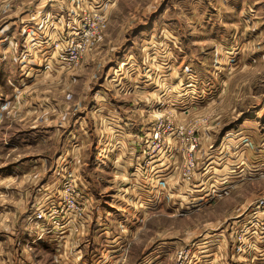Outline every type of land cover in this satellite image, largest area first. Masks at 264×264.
Returning <instances> with one entry per match:
<instances>
[{"label": "rangeland", "instance_id": "obj_1", "mask_svg": "<svg viewBox=\"0 0 264 264\" xmlns=\"http://www.w3.org/2000/svg\"><path fill=\"white\" fill-rule=\"evenodd\" d=\"M231 4L250 6L242 12L243 8L231 10ZM36 5L52 9L50 14L39 12L36 27L43 31L37 38L21 29L24 20L20 22L23 11ZM255 5L258 13L249 10ZM227 8L229 12L223 13ZM13 19L15 25L0 33V38H11L7 52L15 51L6 67L20 70L17 83L31 86L19 94L21 113L8 108L16 98L7 92L1 136L52 125L48 124L47 139H38L37 144L0 146V164L44 153L56 160L62 148L83 143L78 144L75 134L84 118L88 141L80 150L87 155L80 171L76 167L72 172L87 183L77 200L89 202L92 222L97 202L102 209L114 203L107 234L98 239L90 231L84 236L85 244L99 243L104 252L85 256L87 264H111L116 255L115 264H144L152 249L165 250L154 259L170 264L179 248L196 243L206 232L226 235L234 220L264 195V0H231L229 5L223 0H0V29ZM216 20L227 23L222 27ZM221 30L233 34V44L220 39ZM76 40L82 47L72 63L63 53L74 54L71 41ZM34 52L44 55L41 63L27 60ZM220 63L226 64L227 76L211 77ZM31 65L29 78L25 73ZM212 85L225 86L217 93ZM100 100L129 104V109L114 112L129 113V143L118 133L112 142L96 139L92 122L100 112L93 104ZM46 102L50 106L45 110ZM70 130L74 136L69 142L63 136ZM128 145L129 197L133 182L136 192L143 188L138 196L144 202L129 203V220L116 204L115 196L122 194H113L116 190H109L107 183L114 176L112 160L121 164L119 150ZM112 148L119 151L116 156L102 157ZM73 156L67 154L64 169L76 166ZM95 165L104 168L102 173L94 171ZM68 170L51 175L58 196ZM21 175L9 184L22 190L32 180L40 184L44 170ZM101 175L105 180L99 184L96 176ZM5 192L0 188V200L9 205L15 195ZM195 194L202 202H193ZM69 211L72 216L75 210ZM10 222L8 211L0 216V229ZM39 256L48 262L46 252Z\"/></svg>", "mask_w": 264, "mask_h": 264}, {"label": "crops", "instance_id": "obj_2", "mask_svg": "<svg viewBox=\"0 0 264 264\" xmlns=\"http://www.w3.org/2000/svg\"><path fill=\"white\" fill-rule=\"evenodd\" d=\"M224 3H229L231 0H223ZM241 1V0H240ZM55 4V3H52ZM72 4V3H71ZM243 4V3H242ZM50 5V4H49ZM58 6V4H55ZM74 6V5H73ZM231 10L232 9H240L243 8L242 12H246V8L250 5H244V6H236L234 4H231ZM43 6L36 5L33 10H26L24 12V17L20 20L23 21V25H21V29H26L29 32V36L32 37V34L34 33V36L37 38V36L41 37L40 28L38 29L36 27V24L39 22L41 17L39 16L40 13H45L48 12V14L51 13L50 8H42ZM54 7V6H53ZM24 8V7H23ZM22 8V9H23ZM29 8V7H28ZM254 11V13H258V6L255 5L254 7H250L249 10ZM44 11V12H43ZM40 12V13H39ZM223 12V11H222ZM225 12H229L228 8ZM211 17V16H209ZM218 17V16H217ZM219 18V17H218ZM217 24L222 26L227 23V21H221V20H216ZM58 23V21H56ZM234 23V22H231ZM15 25L14 19L13 20H8L4 22L1 26L0 33L10 29ZM71 26V23L67 26ZM212 27H215L212 24ZM36 28L37 31L34 29ZM236 33H234L235 35ZM218 36L222 41H230L233 44L232 38L234 37L230 31H223L221 30V33H218ZM7 40V42H3ZM26 43L29 41L26 39ZM11 41V38L8 35H5L4 38H0V123H1V118L2 115L7 113L6 110H4V105L7 102V97L9 95L15 96V100H12L8 108H12L14 110L13 112L16 114L17 112L21 113V110L23 109L21 106V103L18 101L19 94L21 95L23 87H27L29 84L24 83V84H19L18 79L22 76V73L20 70H11L10 68L6 67L7 60L10 57H14L15 51L12 53H8L7 45H9ZM220 49V48H219ZM217 48V51L219 50ZM224 52V50H222ZM19 54V53H18ZM18 54L16 57H18ZM21 55L19 54V57ZM27 60L29 61V58L33 61L35 59H38V62L41 63L42 60L44 59V55L39 52H34V55L31 56H26ZM29 57V58H28ZM226 55H224L223 58H225ZM229 57V54H228ZM213 61H216L217 59H212ZM221 61H224V59H220ZM228 61V59L226 60ZM32 63V62H29ZM219 69L214 70V73H211V77H219L221 75L227 76L225 73L224 69L226 67L225 65L219 64ZM224 66V67H223ZM33 66L27 70L25 73L26 77H32L33 76ZM213 71V70H212ZM22 80V79H20ZM25 80V79H24ZM27 81V79H26ZM224 83V82H223ZM31 86V85H29ZM225 85H219V86H214L212 85L213 89L211 90H216L217 93H220L221 91L224 90ZM219 89V91H218ZM8 92V94H7ZM105 96V92H104ZM103 99V98H99ZM11 100H9L10 102ZM98 104H93L94 110H99V114L96 118L93 120V130L95 132V136L99 139L100 142L103 140L102 138H106L108 140H113L115 133H118L119 135H122V139L129 143V113H125V116H121L119 113H114L118 110L119 107L129 109L126 106H129V104H121V105H116V104H107V102L100 100L97 102ZM49 103H43L45 106V110L49 108L50 105ZM52 106V105H51ZM114 106V107H113ZM116 106V107H115ZM110 108V112L103 116L104 113ZM18 109H20L18 111ZM9 110V109H8ZM86 114V113H85ZM128 114V115H127ZM46 121L47 118L45 119ZM82 124L79 127L80 129H77V134L76 135V140L83 141L82 144L80 145H69L70 148H62V152L57 159L53 160L52 156H49L47 153L44 154H38V155H33L29 157H23V158H17L16 160H11L9 162H4L0 164V188L4 189V191L10 192L11 194H14L15 197L12 202H9V205H6L5 203L0 200V216L5 215L10 211L11 213V221L10 223H6L5 226L0 229V264H87V261L85 260V256L87 258H90L94 256L95 250L97 252H100V255L103 254V250L101 247V244L97 243L95 245V242H91V244L87 245L85 244L84 236L86 233H92L95 234L98 239L107 234V230L111 228L110 224V219L108 218V215L112 214L114 203L109 202L107 203L108 207H104L102 209L99 208V204L97 202V212L93 215L94 221L92 222V211L87 213L85 217L82 218L81 221H79V224H73L72 221L68 222V229L66 232H58V229H51L48 232H46L41 239H38V233H40V229L38 227H34L32 223L28 222V215H30L39 205L46 204L48 202L52 201H57L58 200V195L56 193L57 191V186L54 184V179H52V176H56L59 172V169H62L65 171L66 169L63 168V164L69 159L65 160L67 154H70L73 156L74 154H77V156H73L77 160L76 161V166L71 167L74 171L76 167L80 171L81 165L85 162L84 152H81V148H83V145L88 141V134L86 132V125L87 123L85 122L84 118L82 120ZM52 125L51 123H46L44 130L42 128H36L31 130L29 133H16L12 135H6V136H1L0 133V146H6L7 148H15L22 146L24 143L29 144L30 142H35L37 144V140L40 139L42 141L46 140L48 137V128ZM43 126V125H42ZM1 127V125H0ZM1 129V128H0ZM76 128H73L72 131L74 132ZM118 130V132L116 131ZM71 130L68 131V133L63 136L64 140H67L70 142L73 139V132ZM104 133V135H102ZM228 133V132H227ZM220 136V140L223 141L224 138L226 137V134ZM82 134L84 136H82ZM84 137V138H83ZM118 138V136H116ZM95 139V140H96ZM64 145L62 144V147ZM100 146V145H99ZM98 146V147H99ZM2 148V147H1ZM5 150V149H4ZM4 150L2 152H4ZM71 151V152H70ZM84 151V150H83ZM86 151V150H85ZM120 151V153H119ZM119 151H115L113 148L110 150H107L105 154L102 155V157H108L110 156L111 158L113 156H116L117 153H119V156L121 157V164L117 163L115 164V161L112 160L113 165L109 168L111 171H113L114 175L113 177L111 176L109 180H107L108 183V189L109 190H116L112 192L113 194L117 195V192L121 193L119 197L115 196L116 199V204L117 207L122 208L124 211H126V217L125 219L129 220V203L132 205L135 203L138 204H143L144 202L141 201L138 196L139 191L143 188H140L137 192L135 191V187L137 185H134L133 182H131V193L132 196L129 197V145L128 147H123L122 150L120 149ZM228 151V150H226ZM117 161V160H116ZM100 164V163H99ZM98 164V165H99ZM55 167V168H54ZM98 166L95 165L93 167L94 171L102 173V170L104 169H98L96 168ZM67 168V167H66ZM41 170H44V176L41 180V183L38 184L37 181H31L29 184H27L22 190L17 188L16 186H11L9 184L10 181H16L17 178L19 177V174H25V173H30L32 171L40 172ZM85 170V169H82ZM81 170V172H82ZM48 173H45L47 172ZM52 171V172H51ZM80 174V173H79ZM21 175V176H22ZM43 175V174H42ZM128 177V178H126ZM84 178V177H83ZM105 177L103 175L101 176H96V181L97 179L99 180V184L103 183V179ZM133 178V177H132ZM86 177L84 178V180ZM105 180V179H104ZM112 181V182H111ZM19 183V182H18ZM85 182L83 181V184L85 185ZM243 182H239V186L242 185ZM102 186V185H101ZM105 186V185H104ZM195 190V189H194ZM135 191V192H134ZM5 192V193H7ZM111 193V194H112ZM193 197V202L199 201L200 197L195 194ZM159 200L162 197H158ZM196 199V200H195ZM192 201V200H191ZM105 206V205H104ZM117 209V208H116ZM140 210V209H139ZM104 213V214H103ZM133 219H136L137 216L133 215ZM122 220V218L120 219ZM91 222L93 224H91ZM91 225V226H90ZM78 226V230H73L72 229ZM96 232V233H95ZM111 233V231H110ZM206 234V235H205ZM204 237L200 238L199 241H196V243H192L191 247V254L195 255H200L202 257L203 263L207 262H213V263H220V264H245V261L235 259L234 256L231 255V247H230V242L229 238L227 237V234H222L221 231L220 233H205ZM204 239V240H203ZM203 240L202 243H200ZM89 243V242H88ZM199 244V245H198ZM89 246V247H88ZM88 247V249L86 248ZM91 247V248H90ZM97 248V249H94ZM205 247V249H203ZM99 248V249H98ZM128 250L127 246L121 251V254L124 256V251ZM88 250V252H87ZM99 250V251H98ZM101 250V251H100ZM264 250V248L260 247L259 251ZM151 251V250H150ZM43 252L47 253V258L48 262L43 260L42 257L39 255H43ZM154 252V254H152ZM126 253V252H125ZM166 251L159 250V253H156V249H152V251L148 254H146V259L148 261H145L144 259V264L150 263V264H160L163 260L160 258L154 259L156 256H159V254H165ZM257 254L255 257L254 261L251 262L252 264H264V253ZM38 256V258H37ZM164 258V257H161ZM116 261L112 262L111 264L118 263V256L116 255ZM105 258H103V261ZM102 261V260H100ZM249 261V260H247ZM95 262V261H94ZM93 262V263H94ZM147 262V263H146ZM90 263V264H93ZM100 262L97 261L94 264H99ZM250 263V264H251Z\"/></svg>", "mask_w": 264, "mask_h": 264}, {"label": "built area", "instance_id": "obj_3", "mask_svg": "<svg viewBox=\"0 0 264 264\" xmlns=\"http://www.w3.org/2000/svg\"><path fill=\"white\" fill-rule=\"evenodd\" d=\"M72 42H75V44H71ZM71 43L74 54L70 55L64 52L63 56L64 59L72 60V63H75L79 58L78 49L82 47V43L78 40L71 41ZM157 135L158 133L155 132V137ZM72 170H68V180L65 181V178H63L65 182L63 181L61 195L58 196V200L39 205L27 217L28 222L32 223L35 228L38 227L40 229L38 239H41L51 229H58V232H66L68 222L72 221L73 224L78 225L79 221L90 212L89 202L77 200L83 192L81 187L84 184L79 173H73ZM70 209L75 210L72 216H69L71 213ZM77 227L75 226L73 229L78 230ZM230 227L227 237L230 242L231 255L238 260L253 262L257 254L260 253L259 248H264V195L256 198L248 206L243 217L239 218L238 216V219H235ZM191 247L192 244L188 245V247L179 248L170 264H220L217 262L203 263L200 255L191 254ZM261 253H264V250ZM148 259L145 261H148Z\"/></svg>", "mask_w": 264, "mask_h": 264}]
</instances>
